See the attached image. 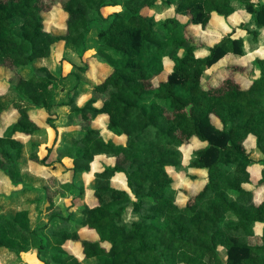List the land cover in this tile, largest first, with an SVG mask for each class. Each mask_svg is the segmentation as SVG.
Here are the masks:
<instances>
[{
  "label": "trees",
  "instance_id": "16d2710c",
  "mask_svg": "<svg viewBox=\"0 0 264 264\" xmlns=\"http://www.w3.org/2000/svg\"><path fill=\"white\" fill-rule=\"evenodd\" d=\"M56 5L66 15L63 33L46 28L45 14ZM116 5L123 6L103 14L104 7ZM171 6L188 22H157L145 14ZM238 10L249 12V20L212 44L199 42L188 29L208 28L213 12L228 17ZM94 25L108 74L96 81L87 64L75 62L67 75L53 69L54 44L64 42L83 57ZM238 29L260 40L264 0H0V67L12 72L10 98L0 95V173L12 187L0 190V250L12 253L17 264L33 249L47 257L46 264H264V198L257 202L255 191L244 187L256 162L245 145L251 134L263 154L264 185V57L252 61L251 73L258 75L248 87L237 78L243 65L228 64L219 81L207 72L228 54L246 53ZM202 48L208 53L198 56ZM166 57L173 63L170 72ZM60 86H66L67 98L58 97ZM87 93L91 97L79 104ZM61 106L70 108L65 125L80 126L58 149V159L72 158L69 180L40 168L48 166L51 152L41 157L40 143ZM14 110L17 118L7 123ZM37 110L46 111L47 123L38 121ZM100 115L108 116L107 129L123 142L106 140L93 127ZM194 140L202 144L190 164L206 170L207 181L179 204L169 167H181L180 148ZM98 154L115 162L95 174L90 190L97 202L54 210L55 200L75 188L86 195L75 179L90 171ZM119 172L130 191L113 186ZM56 219L70 227L56 225ZM256 224L263 225L261 234ZM68 241L81 244L83 259L66 248Z\"/></svg>",
  "mask_w": 264,
  "mask_h": 264
},
{
  "label": "rangeland",
  "instance_id": "374dc122",
  "mask_svg": "<svg viewBox=\"0 0 264 264\" xmlns=\"http://www.w3.org/2000/svg\"><path fill=\"white\" fill-rule=\"evenodd\" d=\"M123 2L124 0H120ZM258 1V0H253ZM123 5H116V6H110L109 8H104L103 14L105 16H111L115 11L122 8ZM237 18H230L228 20V17H226V20L221 19H212L211 22V29L207 30L202 28V30H198L201 34H198L199 32L195 30L192 27V33L195 36L196 40L201 41H207L208 43L212 44L219 40L221 36L225 35V33L229 32L231 29L227 28V24L234 23L235 25H238L239 23H242L244 21L249 20L251 14L246 11H237ZM174 14V15H173ZM173 15L176 17L178 13L176 11H173V6L168 7L167 9H153V14L151 15L154 20L157 22H160L164 19H166L168 16ZM172 16V17H173ZM249 16V17H248ZM223 17V16H222ZM248 17V18H247ZM46 19V28L48 30L54 31L56 33H63L65 31L64 28V21L66 19V15L61 9L60 5H56L50 12L45 14ZM232 19V20H231ZM232 27V26H231ZM196 29V28H195ZM225 30V31H223ZM97 26L94 25L91 32L88 35V43L89 46H87V51L84 54L83 57H80L76 51L69 46H66L63 42H58L54 44L52 49V64L53 69H55L57 72H59L61 75H67L72 71L74 68L73 63H79V64H87L89 67V75L92 77V79H103L109 72L110 67L107 63H105L101 56L97 53V47H95V38L97 36ZM238 33H244L243 30L238 31ZM245 36L246 39V53L242 55L239 58H236L234 54H228L226 55L222 60H220L217 64H215L212 68H210L209 71L213 73V78L216 81H219L223 79L227 75V69L226 66L228 64H239L246 67L245 71L243 73H239L237 75L238 80L241 82L242 86L248 87L251 83V79L258 75V73H255L256 75L251 73L252 68V61L256 57H264V41H263V35L261 36L259 41L253 40L251 36H248L246 34H242ZM202 54V53H201ZM165 66L166 71L171 70L173 67V63L171 60H169L167 57L165 58ZM12 72L8 69L0 67V95H4L6 98H10V95L7 91V79L11 76ZM74 80L71 77V80L66 84L68 85L73 84ZM65 88L61 89V86L59 88V98H67V91ZM87 96H82L80 98V104H83L87 100ZM97 105H102L101 102H98ZM68 106H62L55 109L56 116H53L54 123L59 128V131L62 132L66 129L63 125H61V121H64L67 119L68 115ZM36 118L41 124H45L47 113L44 110H37L35 112ZM18 116V111L14 110L11 113L7 115V123L10 121L16 119ZM214 120L217 122V118L214 117ZM104 120L102 118H99L96 120V124L102 126L103 130L106 129V126L103 122ZM218 124H220L218 122ZM75 127V126H73ZM76 127H80L79 125ZM50 129V140L47 144H44L41 146V156H44L48 149L47 147L52 145L53 137L55 134V130L49 126ZM109 131V130H107ZM254 138L247 139L246 140V147L248 151L251 152V156L256 160V162L249 167L251 171V182L245 184L246 188L253 189L255 191V200L257 202H260L264 198V185H261L259 183L260 178V171H261V164L259 163V160L263 157V154L259 151L258 147L256 146V136L251 134ZM250 137V136H249ZM202 143H199L198 141H193L191 143L190 147H182L181 149V167L180 168H170V174L174 177L173 186L176 187L177 190H179V193L177 195V202L179 204H183L191 195H194L198 193L203 186L205 185L207 181V172L205 170H196L190 163L194 157V151L192 149H195L199 147ZM50 164L48 166H40V168H46L51 170L56 175L60 176L63 180H69L71 179V172L67 171V166L70 165L71 160L68 157H64V159L57 160V150H53L50 158H49ZM122 180V179H121ZM86 183L90 181V178H87L85 180ZM115 183L120 185L121 181L119 179L115 180ZM80 184V183H79ZM77 184V185H79ZM86 187V186H85ZM87 193L85 201L91 205H94L97 202V199L93 196L92 191L90 190V186L87 184ZM12 187L9 182V178L4 175L3 173H0V190L4 192L11 191ZM85 197V196H84ZM84 197L82 194H80L79 188L73 189L72 191L66 193L64 196L58 197L55 201L54 210L66 212V211H72L77 206L82 205L84 202ZM49 210V212L53 211ZM49 212H47L49 214ZM47 217V215H46ZM47 219V218H46ZM55 220L56 225H62L64 227H70V224L64 222L63 220L57 221ZM55 225V226H56ZM255 230L258 234L262 233L263 225L262 224H256ZM90 231V229L88 230ZM95 233L97 236V232L95 230H91ZM87 235H91L90 232ZM69 245V248L71 244H66V247ZM73 246V245H72ZM73 251H76L77 246L72 247ZM220 250L224 253L225 249L223 247H220ZM70 251V250H69ZM80 249L78 248V252ZM25 259H22L21 262L18 264H46V258L43 257L44 255H39L38 251L36 249L30 250L26 252ZM74 253V252H73ZM82 256V254H80ZM40 260V263H36L35 260ZM44 259V260H43ZM83 259V257L81 258ZM83 260V264H90L92 261ZM35 262V263H33ZM0 264H17L15 260V256L10 252H3L0 250Z\"/></svg>",
  "mask_w": 264,
  "mask_h": 264
},
{
  "label": "crops",
  "instance_id": "0c3cea01",
  "mask_svg": "<svg viewBox=\"0 0 264 264\" xmlns=\"http://www.w3.org/2000/svg\"><path fill=\"white\" fill-rule=\"evenodd\" d=\"M110 6H107V7H104V8H109ZM103 8V9H104ZM175 10V8H174V6H173V11ZM145 14H148V15H152L153 14V9H146L145 10ZM237 14H238V12L236 11V12H234V13H232L230 16H228V20H230V18H237L236 16H237ZM174 15V14H173ZM173 15H171V16H168V17H172ZM167 17V18H168ZM174 17V16H173ZM249 17V16H248ZM247 17V18H248ZM176 18L177 19H179L182 23H186V22H188V20H189V17L188 16H186V15H183V14H179L178 13V15L176 16ZM212 19H221V20H226L227 18L226 17H222L221 15H219L218 13H216V12H213L212 13V17H211V19H210V21L212 20ZM232 20V19H231ZM240 24V23H239ZM238 24V25H239ZM211 22H209V25H208V28H206V31L207 30H210L211 29ZM238 25H235L234 23H230V21H229V23L227 24V28L229 29H231L229 32H231L232 30H233V28L234 27H237ZM232 26V27H231ZM194 28L193 30H194V32H195V30L196 31H198L199 29L200 30H202V26L200 25V24H190L189 26H188V29L192 32V30H191V28ZM196 28V29H195ZM241 29H238L237 30V32H236V34L237 35H242V34H246L244 31V33H238V31H240ZM223 31H225V30H223ZM199 32V31H198ZM229 32H227V33H229ZM227 33H225V34H227ZM198 34H201L202 35V33H198ZM194 35V34H193ZM246 35H248V36H250L249 34H246ZM263 35V41H264V34H262ZM261 35V36H262ZM222 37V36H221ZM243 37L245 38V36L243 35ZM261 38V37H260ZM245 41H246V39H245ZM199 42H202L201 40H199ZM203 42H206V43H208L207 41H203ZM247 42V41H246ZM64 43V42H63ZM210 44V43H209ZM202 53V54H201ZM208 53V51H207V49H205V48H202V49H199L198 51H197V55L198 56H204V55H206ZM239 57H241V56H237V58H239ZM255 59V58H254ZM253 59V60H254ZM165 68H166V66H165ZM172 70V69H171ZM171 70H168L167 72H170ZM210 70V69H209ZM207 71L208 73H210L211 74V71ZM258 73V72H257ZM94 80H96V81H98V80H101V79H94ZM82 96H85V95H82ZM81 96V97H82ZM86 96L89 98V97H91V93H87L86 94ZM87 98V99H88ZM80 100V99H79ZM80 102V101H79ZM80 104V103H79ZM99 106H101V105H99ZM62 107V106H61ZM69 110H70V108L68 109V112H69ZM67 112V113H68ZM99 118H102L104 121V124H105V126L107 125V123H108V116L107 115H100L97 119H99ZM96 119V120H97ZM96 120H94V122H93V127H95V128H99V129H101V131H102V134H103V136H104V138L106 139V140H111V139H113V140H115L116 142H123L124 140L122 139V138H119V137H117L113 132H111L109 129H107V127H106V129L105 130H103V128H102V126H100V125H97L95 122H96ZM66 121H67V119H65L64 121H61V125H63L64 127H66V129L64 130V131H62V132H60L59 131V128L57 127V125L55 124L54 125V127H51L52 129H53V131L55 130V134H54V137H53V142H52V145L51 146H49V147H47V149L49 150V148L51 149V152H50V155H49V158H50V156H51V154H52V152H53V150H57V160H59L58 159V149L59 148H61V147H64L65 145H67V143L69 142V136L67 135V133H69V132H71V131H74V130H77L78 129V127H76V125H71V126H66L65 125V123H66ZM73 126H75V127H73ZM107 130H109V131H107ZM57 136V140L54 142V140H55V137ZM250 136V137H249ZM248 136V138L247 139H252V138H254L252 135H249ZM49 140H50V129L49 128H47V139L45 140V141H43V142H41L40 143V146H39V155L41 156V154H40V152H41V146L42 145H44V144H47L48 142H49ZM253 140V139H252ZM195 141H198V140H195ZM200 142V141H199ZM192 143V142H191ZM191 143H189V144H184L183 146H181V148H180V150L182 149V147H190L191 146ZM193 151H194V149H192ZM47 153H48V151H47ZM46 153V154H47ZM45 154V155H46ZM44 155V156H45ZM44 156H41V157H44ZM65 157H68L70 160H71V162H70V165H68L67 167V171H69V172H71V170H69V168L70 167H72V158L71 157H69V156H65ZM49 158H48V160H47V163H48V165L50 164V161H49ZM64 159V157L62 158V160ZM114 162H115V157L114 156H109V155H107V154H98V155H96L95 156V158H94V160H93V162H92V164H91V169H90V171H88V172H83L82 173V175H81V177H76V179H75V182H76V184H79V185H81V184H84V186H86L87 187V184L91 187L92 186V184H93V182H94V180H95V174H96V172H99V171H102L106 166H108V165H113L114 164ZM262 166V165H261ZM170 168H174V167H169V172H170ZM196 169V168H195ZM262 169V168H261ZM196 170H202V169H196ZM250 170V169H249ZM206 171V170H205ZM207 172V171H206ZM251 172V171H250ZM53 174H55V173H53ZM71 174H72V172H71ZM56 175V174H55ZM208 175V174H207ZM260 175H261V171H260ZM58 176V175H57ZM87 178H90V181L88 182V183H86V181L85 180H87ZM174 178V177H173ZM260 178H261V176H260ZM259 178V179H260ZM117 179H119L120 181H121V184L120 185H118V184H116L115 183V180H117ZM122 179V180H121ZM112 184H113V186H115V187H118V188H122V189H126V190H128V191H130V189L128 188V185H127V182H126V175L124 174V173H122V172H119V173H116V175L113 177V179H112ZM245 184H247V183H245ZM245 184H244V187L246 188V186H245ZM85 187V188H86ZM176 188V187H175ZM75 189H77V188H75ZM248 189V188H247ZM18 190H20V189H17L16 191H18ZM14 194V192H12L10 195H13ZM85 198H86V195H85V197H84V204H86L87 202L85 201ZM46 217V216H45ZM85 230H87V229H82L81 230V234H82V236L83 237H87L86 236V234H84V231ZM90 237H92V238H95V236H90ZM68 244H71V246L72 247H74V246H77V248H76V251H73V249H71V246H70V248H69V245L66 247L68 250H70L71 252H74L77 256H79L80 258H82L83 257V248H82V246H81V244H78V243H76V242H73V241H68ZM75 248V247H74ZM78 248L80 249V251L78 252ZM3 252H5V251H3ZM6 252H8V251H6ZM25 254H27L26 252H23L22 253V259H25ZM80 254H82V256H80ZM35 262L36 263H40V260L39 259H37V261L35 260ZM35 262H33V263H35ZM24 264H25V262H24Z\"/></svg>",
  "mask_w": 264,
  "mask_h": 264
}]
</instances>
